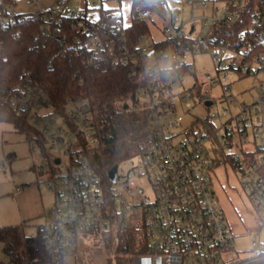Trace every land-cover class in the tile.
<instances>
[{
  "label": "built area",
  "instance_id": "built-area-1",
  "mask_svg": "<svg viewBox=\"0 0 264 264\" xmlns=\"http://www.w3.org/2000/svg\"><path fill=\"white\" fill-rule=\"evenodd\" d=\"M105 1L85 0L84 10L71 11L67 8L70 0H57L47 11L19 14L12 4L0 0V33L33 17L44 38L58 36L67 43L66 30L73 31V45L84 53L90 67L104 63L131 65L137 87L130 107L148 114L154 132L144 153L127 161L132 164L129 172L120 175L118 171L117 181L112 183L117 188L106 187L90 161V150L99 139L85 98H68L64 109L58 110L50 96L33 85L30 70L23 71L22 80L16 84L4 86L0 82V103H6L16 116L38 128L46 145L57 152L49 184L56 206L46 214L40 228L52 258L50 264L73 254L90 232L109 230L117 219L127 222L133 216L143 222L148 235V251L135 264L264 262V246L249 258L234 255L237 235L214 187L220 142L223 151L233 154L240 185L264 226V14L252 19L249 36L240 37L244 42L240 48L214 39V47L206 53L214 58L218 76L206 73L202 83L196 80L186 88L185 82L193 76V65L187 58L203 52L199 41L207 39L215 24L228 25L238 15L226 4L223 9L215 7L213 16L205 18L206 36L201 37L194 35V25L189 32L184 29L186 24L169 0L165 1L163 14L137 8L129 24L117 11L105 9ZM200 1L205 4L208 0ZM155 16L165 23L159 42L154 41L149 27ZM134 18L147 22L148 28L132 45L128 28ZM1 46L0 39V69L4 58ZM232 73L239 80L244 75H262L255 85L260 90L257 98L250 102L236 98L228 82ZM204 83L223 87L222 100L226 98L236 109L230 119L233 124L225 122L220 128L212 124V119L222 118L220 113L212 119L191 114L188 107L195 99L205 106L208 101L212 105L216 102L201 91ZM187 91L190 94H185ZM229 113V108H223V116ZM212 132L217 133L216 138ZM215 141L218 146L211 145ZM38 148L32 142V151ZM45 170L41 166L40 172ZM258 244L254 238L252 246Z\"/></svg>",
  "mask_w": 264,
  "mask_h": 264
},
{
  "label": "trees",
  "instance_id": "trees-1",
  "mask_svg": "<svg viewBox=\"0 0 264 264\" xmlns=\"http://www.w3.org/2000/svg\"><path fill=\"white\" fill-rule=\"evenodd\" d=\"M6 1L9 4L14 3V0ZM165 1L131 0V12L134 14L140 7L163 14ZM225 3L238 15V19L228 25L215 24L207 39L199 41L203 52L214 47V39L240 48L244 45L240 37L249 36L252 19L260 13L264 14V0H225ZM176 11L179 12L180 9L176 8ZM147 28V22L135 18L132 20L128 28L132 45L137 43ZM66 33L67 43H62L58 36L44 38L40 35L38 21L33 17L0 33L4 57L0 82L4 86L16 84L22 80L23 71L30 70L33 85L47 93L58 110L64 109L68 98H85L90 104L99 139V144L90 150V161L106 187H110L109 172L121 162L141 156L151 145L153 128L147 113L130 107L135 100L137 87L135 76L131 75L132 66L104 63L97 68L90 67L85 61L84 53L73 45L75 33L70 29ZM187 44L192 45L190 41ZM184 71L190 72L187 68ZM241 78H248V75ZM126 104L129 105L128 109H124ZM0 122L12 124L16 132L26 135L29 143L35 141L40 147L45 146L46 139L39 129L24 117L16 116L6 103H0ZM211 134L216 138V132ZM220 144L218 142L216 150L218 168H230L239 179L233 154L223 151ZM14 156L15 154H9L10 158ZM105 231L106 251L110 254L107 264H135L137 258L148 251L145 225L136 216L127 222L117 219L112 228ZM0 241L4 242L5 253L9 258V262L4 264L52 262L40 229L37 236H26L19 226L0 227ZM56 264H63V260Z\"/></svg>",
  "mask_w": 264,
  "mask_h": 264
},
{
  "label": "rangeland",
  "instance_id": "rangeland-1",
  "mask_svg": "<svg viewBox=\"0 0 264 264\" xmlns=\"http://www.w3.org/2000/svg\"><path fill=\"white\" fill-rule=\"evenodd\" d=\"M57 0H44L36 2L34 0H14L13 8L19 14H36L40 11H47L51 5ZM169 4L173 8H179V15L185 25V30L190 31L194 25L195 36H206L203 25L208 21L205 18H211L214 14L213 9L225 7V0H208L203 4L200 0H169ZM105 9H112L122 15L124 22L129 24L131 21V0H106ZM67 8L71 11H80L86 8L85 0H70ZM150 32L154 41L159 42L163 39L164 21L160 17L154 18V22L149 21ZM148 42V41H147ZM149 43V42H148ZM187 61L193 65V76L189 77L185 82L188 88L194 84L196 80L202 83L206 79V73L213 77H217L216 64L211 53L200 52L190 55ZM262 75L257 79H262ZM243 80V79H242ZM239 80L235 74H230L228 82L232 85V92L236 98L242 101L250 102L260 93L255 85L252 91L241 92L243 81ZM201 91L216 100L215 104L207 107L202 102L195 99L188 109L194 116L203 119L211 118L212 115L220 113V118L212 119L217 128L227 122L233 124L231 117L236 109L231 106L225 98L222 100L224 92L223 87L211 84H202ZM185 94H190L187 91ZM223 108H229L231 113L223 116ZM186 120L190 118L186 116ZM47 143V141H46ZM213 142L214 146H218ZM46 145V144H45ZM228 151L229 147H225ZM236 151V148H233ZM15 153L13 159L7 156ZM57 152L51 149L49 145L40 147L36 152L32 151V143L26 139V135L11 131L8 124H0V227L19 226L23 229L26 236H37L39 229L45 222L46 214L56 206V197L53 194L49 184L53 177L52 164L54 163V155ZM4 164V165H2ZM2 165V166H1ZM41 166L46 168L45 172H40ZM131 162H121L118 167L120 175H126L131 169ZM239 175V174H238ZM215 191L218 199H221L223 209L230 211L227 219L237 234L233 251L234 255L238 253L240 258H249L263 249L264 243V226L261 218H259L252 210V204L249 197L241 190L239 182L228 167H220L217 169L215 176ZM117 188L115 184L110 185ZM146 190L148 184L145 185ZM19 188V190H17ZM241 190L239 195L237 189ZM227 197H225V196ZM229 196V197H228ZM231 204L225 202V198ZM231 208V209H230ZM229 215V216H228ZM106 231H94L84 236L85 240H81L78 249L70 255L75 258H66L63 264H107L110 254L106 251L107 242L105 241ZM259 244L256 248L252 246L253 239ZM69 256V255H68ZM9 258L5 253V244L0 241V264L8 263Z\"/></svg>",
  "mask_w": 264,
  "mask_h": 264
},
{
  "label": "crops",
  "instance_id": "crops-1",
  "mask_svg": "<svg viewBox=\"0 0 264 264\" xmlns=\"http://www.w3.org/2000/svg\"><path fill=\"white\" fill-rule=\"evenodd\" d=\"M243 79V80H242ZM240 80H242L243 81V88L244 89H241L240 91L241 92H246V91H252L254 88H255V86H254V82H256L258 79L257 78H253V77H248V78H240ZM251 93V92H250ZM252 99H251V101L254 99V96L252 95ZM246 102V101H245ZM0 124H8V125H10L11 126V131H14L15 132V129H14V126L12 125V124H9V123H5V122H0ZM11 154H15V153H11ZM15 156H16V154H15ZM14 156V157H15ZM8 158H10L9 157V155L7 156ZM14 157H12V158H10V159H13ZM220 168V167H219ZM230 169V168H229ZM231 170V169H230ZM231 173L232 174H234L233 173V171L231 170ZM216 174H217V171H216ZM216 176V175H215ZM236 177V176H235ZM215 180L216 179H214V184H215ZM237 181L239 182V185H240V181H239V179L237 178ZM240 188H241V190L243 191V189H242V187L240 186ZM237 189V191H239V192H237L239 195L241 194V190L239 189V188H236ZM244 192V191H243ZM225 196V195H224ZM225 197H227V196H225ZM224 197V198H225ZM229 197V196H228ZM220 200V203H221V199H219ZM225 202H227L228 203V205L230 204L229 202H228V200L225 198ZM230 206H231V204H230ZM231 209V208H230ZM224 210H225V213H226V215L227 214H230V211L229 210H227V209H225L224 208ZM229 216V215H228ZM233 228V227H232ZM237 235V234H236ZM79 245V244H78ZM78 249V248H77ZM66 258H75L76 259V256L75 255H69V256H66V257H64V259H63V262L65 261V259Z\"/></svg>",
  "mask_w": 264,
  "mask_h": 264
},
{
  "label": "water",
  "instance_id": "water-1",
  "mask_svg": "<svg viewBox=\"0 0 264 264\" xmlns=\"http://www.w3.org/2000/svg\"><path fill=\"white\" fill-rule=\"evenodd\" d=\"M206 105L207 106H211L212 105V102L211 101H208V102H206ZM129 108V105L128 104H126L125 106H124V109H128ZM57 164L59 163V160H56L55 161ZM118 165H116L110 172H109V174H108V177H109V181L111 182V183H116V181H117V176H118Z\"/></svg>",
  "mask_w": 264,
  "mask_h": 264
},
{
  "label": "snow or ice",
  "instance_id": "snow-or-ice-1",
  "mask_svg": "<svg viewBox=\"0 0 264 264\" xmlns=\"http://www.w3.org/2000/svg\"><path fill=\"white\" fill-rule=\"evenodd\" d=\"M125 26H127V25H125Z\"/></svg>",
  "mask_w": 264,
  "mask_h": 264
}]
</instances>
